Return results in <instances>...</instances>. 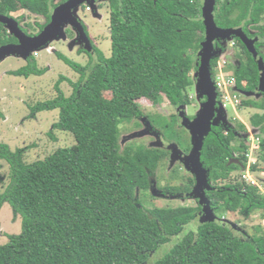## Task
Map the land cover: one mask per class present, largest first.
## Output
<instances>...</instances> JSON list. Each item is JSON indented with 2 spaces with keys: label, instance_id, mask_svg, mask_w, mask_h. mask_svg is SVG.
I'll return each instance as SVG.
<instances>
[{
  "label": "trees",
  "instance_id": "trees-1",
  "mask_svg": "<svg viewBox=\"0 0 264 264\" xmlns=\"http://www.w3.org/2000/svg\"><path fill=\"white\" fill-rule=\"evenodd\" d=\"M67 1L0 0V17L13 19L21 32L35 37L50 24L53 10ZM202 1L107 0L103 3L109 18L110 56L90 45L95 53L87 52L89 61L82 66L61 53L54 54L77 74V80L60 77L55 97L37 103L31 117L57 110L53 129L72 135L75 144L30 164L23 162L21 151L11 152L0 145V159L10 169L0 208L9 205L21 222L20 234L9 235L0 245V264H264V228L254 227L256 233L248 235L220 219L222 214L247 218L259 213L264 221V195L253 181L238 178L247 168L248 145L237 140L234 132L212 127L203 141L200 163L210 188L205 196L215 220L199 223L195 232L186 234H182L185 227L202 213L200 205L147 209L143 204L149 179L168 153L119 144L121 127L138 126L143 117L138 101L156 105L164 99L172 107L190 105L191 74L198 72L197 55L205 41ZM84 6L80 7L83 12ZM16 14L21 15L15 18ZM24 15L36 21L30 23ZM263 15L264 0H229L216 6L214 22L220 29H230L249 18L264 38ZM18 43L0 23V48ZM215 50L224 52L219 45ZM234 52L239 65L227 66L233 88L243 94L256 93L257 62L241 41ZM217 62L212 58L209 64L212 81ZM45 73L31 54L26 65L10 75L28 79ZM63 82L70 88L69 96L60 89ZM238 106L262 112L249 119L259 142L257 163L248 172L264 174V96ZM148 119L165 142L189 150L176 129V117L165 122ZM238 128L246 132L243 125ZM184 181L183 190L190 193L195 179ZM166 190L181 192L175 186Z\"/></svg>",
  "mask_w": 264,
  "mask_h": 264
},
{
  "label": "rangeland",
  "instance_id": "rangeland-1",
  "mask_svg": "<svg viewBox=\"0 0 264 264\" xmlns=\"http://www.w3.org/2000/svg\"><path fill=\"white\" fill-rule=\"evenodd\" d=\"M54 3L59 4L60 0H54ZM85 6H87L86 11L81 12V8H78L74 11V16L81 25V22L84 23L89 33L90 41H92L98 50L105 56H110L109 18L106 3L97 1L93 8L88 6V4H85ZM19 15L21 14H16L15 18ZM24 16V19L30 23L36 21L33 16ZM37 23L42 24L43 20L37 19ZM72 28L70 24H65L62 31L64 36L62 39L52 41L46 48L32 53L36 59L38 69L46 70V73L42 77L24 79L10 75L11 72H15L26 65V60L20 56H8L0 61V114L2 115L0 117V145L7 146L11 152L21 151L22 160L25 164L42 161L57 149L70 147L75 144L72 135L53 129L58 119L57 110L41 112L31 117L32 109L37 103L49 101L55 97L54 86L60 77H65L74 82L77 80V74L58 60L54 55L55 53H61L69 60L82 66H85L89 61L85 54L78 55L80 45L73 43L78 38V34L76 31L73 34L74 28ZM66 31H73L71 32V38L67 37ZM231 43L232 41L221 43L219 45L220 48L225 44L223 47L224 52L216 57L218 64L222 65L223 61L226 63L223 73H227L228 76H232V71H228L227 66L229 65L233 69L232 66L236 61L233 56L235 53L234 50H227ZM217 67L215 70L216 74L218 73ZM195 75L196 72L191 74L193 86L189 90L191 102L189 106L172 107L164 99L156 105H152L146 100H140L137 104L143 117L137 122L138 126L129 124L121 127V135L119 138L121 148L127 145L144 146L149 149L165 150L168 153V157L164 159L162 166L149 179V189L143 198V204L147 209L195 207L198 205L197 200L188 197L189 193L183 190L185 186L184 180L192 177V175L181 162L176 160L172 161L169 146L174 145L181 151L182 155H186L184 150L176 142H165L164 138L157 134L159 130L157 129L156 132L154 130L155 127L152 126L148 119L149 117L154 119L161 118L165 122L169 121L170 117H176V129L180 133L181 139L187 142L190 148H192L191 133L187 127L182 125V118H186L189 121L194 120L201 111L202 105L206 103V100L201 102L198 98L196 92L198 80ZM60 89L65 96H69L71 93L66 82L60 84ZM230 91V95L236 94L238 96L239 102L248 100L258 102L264 96V94L247 95L238 91L236 92L233 87ZM219 100L222 113H220V120L216 127H220L224 133L228 131L234 132L237 140L244 141L248 145L246 155L248 157L250 156L257 163L256 149L259 141L257 142L255 139L258 137V132L250 126L249 119L254 114H262V112L251 108H240L238 106L239 104L232 106L222 101L221 97H219ZM239 124L245 127L246 132H239ZM253 145H256L255 150L252 148ZM237 156L235 154V157ZM248 157H246L247 168L238 174V178L240 176L242 181L241 175L245 174L248 169ZM9 170L8 164L0 159V194L4 192L9 183ZM247 174L251 181L258 187L260 194L264 195V174L261 172ZM174 186L180 188L181 192L171 193L166 190L167 187ZM200 217L199 214L196 220L185 227L182 234L195 232L200 223ZM220 219L228 222L238 232L243 230L248 235L256 233L254 227L261 225L264 228V221L260 220L259 213H254L247 218L240 214H222ZM20 225V218L13 214L9 205L4 204L0 208V245L7 242L9 235L20 234ZM237 231L235 233H238Z\"/></svg>",
  "mask_w": 264,
  "mask_h": 264
},
{
  "label": "water",
  "instance_id": "water-1",
  "mask_svg": "<svg viewBox=\"0 0 264 264\" xmlns=\"http://www.w3.org/2000/svg\"><path fill=\"white\" fill-rule=\"evenodd\" d=\"M97 1L105 2L107 0H68L64 4L59 5L52 12L50 24L44 28L40 35L35 37H28L21 32L13 19L0 17V23L4 24L9 34L13 35L19 41L17 45H8L0 48V61L8 56H20L26 60L32 53L46 48L52 41L62 39L64 37L62 31L65 24H70L74 28L78 34L79 41L85 45L86 51L90 52V42L80 22L74 16V11L85 4L93 8ZM215 2L216 0H205L204 2L203 23L205 26V41L202 43L201 50L197 55L200 66L195 75L198 80L196 84L198 98H205L206 103L202 105L201 111L194 120L189 121L186 118H182V125L187 127L191 133L192 148L189 154L182 155L177 147L174 145L169 146L172 161L176 160L181 162L195 179V185L188 194V197L197 200L198 205L202 208V213L200 214L201 224L215 220L205 196V192L210 190L207 183V171L202 168L200 163L203 141L208 136L211 128L218 126L217 123L220 120V113H222V109L216 100L217 94L209 73L211 59L222 54L221 50L214 51V42L218 40L229 41L233 37H237L242 41L253 55L259 70L258 91L247 95L264 94V64L262 59L256 56L253 47L254 41L243 38L241 30L239 29L218 28L213 16ZM224 46L225 44L222 45V48ZM231 162L238 163L234 160Z\"/></svg>",
  "mask_w": 264,
  "mask_h": 264
},
{
  "label": "flooded vegetation",
  "instance_id": "flooded-vegetation-1",
  "mask_svg": "<svg viewBox=\"0 0 264 264\" xmlns=\"http://www.w3.org/2000/svg\"><path fill=\"white\" fill-rule=\"evenodd\" d=\"M204 2H205V0L202 1V4L203 5H204ZM224 3H229V0H216L215 6H214V11H213V16H214V13H215V10H216V6L219 7V5H222ZM81 12H82V9H81ZM262 19L264 20V15L262 16ZM214 21H215V16H214ZM81 23L85 27V30L87 32V35H89L86 26L84 25L83 22H81ZM254 27H256V24L253 22V20H251V19L248 18L246 21L242 22L240 26H238L236 28H230V29H235V30H238L239 29V30H241V35H242L243 38H246L247 40H253L254 41L253 42V47H254V50L256 52V56L259 57V58H261L264 61V38H262L259 35L260 34L259 32H257L256 30H254ZM73 31H66V35H67L68 38H71V32H73V34L75 33V30L74 29H73ZM76 36H77V34H76ZM77 39H75V41H73V43H78L80 45V51H83L81 54H85V56H87L86 54H87L88 51L85 50V45L82 42L79 41V38H77ZM231 41L234 44V47L232 48V50H234V48L238 44V41H241V40L239 38H237V37H233L229 41L218 40V41L214 42V46L216 48L221 43H227V42H231ZM90 45L93 46V47H95V48H97L92 43V41H91ZM89 53L91 55H94L95 52H94V50L91 49V51ZM251 56L254 59V57H253L252 54H251ZM238 65H239V62L238 61H235L232 67L234 68V67H236ZM199 100L201 102H204V100H206V99L204 98L203 100H201V99H199ZM217 103H220V100L217 101ZM189 150L187 152H185L186 155L189 154ZM231 161H233V160H231ZM231 161H230V163L239 164V163H235V162H231ZM234 161H237L238 162V160H234Z\"/></svg>",
  "mask_w": 264,
  "mask_h": 264
},
{
  "label": "built area",
  "instance_id": "built-area-1",
  "mask_svg": "<svg viewBox=\"0 0 264 264\" xmlns=\"http://www.w3.org/2000/svg\"><path fill=\"white\" fill-rule=\"evenodd\" d=\"M234 47V44L231 43L228 47V49H232ZM227 49V50H228ZM226 65V63L223 61L222 65L218 64L217 70L218 73L215 76V79L213 81L214 83V87H215V91L219 94V97H221L222 101L233 105H237L240 102L238 101V96L236 94L234 95H230V89L232 87H234V80L232 78V76H228V74L223 73V69L224 66ZM230 91V92H229ZM225 103V104H226ZM258 142V139H255ZM253 143V141H252ZM256 145H253L252 148L253 150L256 149L255 147ZM246 157H248L246 155ZM255 164V160H253L250 156L248 157V169L246 170L245 174H243L242 179L246 182H252L251 179L249 178L248 174V170L250 169V167L252 165ZM253 184H255L254 182H252Z\"/></svg>",
  "mask_w": 264,
  "mask_h": 264
},
{
  "label": "clouds",
  "instance_id": "clouds-1",
  "mask_svg": "<svg viewBox=\"0 0 264 264\" xmlns=\"http://www.w3.org/2000/svg\"><path fill=\"white\" fill-rule=\"evenodd\" d=\"M230 50H232V49H230Z\"/></svg>",
  "mask_w": 264,
  "mask_h": 264
}]
</instances>
